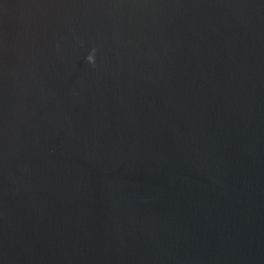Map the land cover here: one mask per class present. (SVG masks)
Wrapping results in <instances>:
<instances>
[{
    "label": "water",
    "instance_id": "1",
    "mask_svg": "<svg viewBox=\"0 0 264 264\" xmlns=\"http://www.w3.org/2000/svg\"><path fill=\"white\" fill-rule=\"evenodd\" d=\"M0 264H264V0H0Z\"/></svg>",
    "mask_w": 264,
    "mask_h": 264
},
{
    "label": "clouds",
    "instance_id": "2",
    "mask_svg": "<svg viewBox=\"0 0 264 264\" xmlns=\"http://www.w3.org/2000/svg\"><path fill=\"white\" fill-rule=\"evenodd\" d=\"M95 50H93L86 58V62L89 64V65H92L94 66L95 65Z\"/></svg>",
    "mask_w": 264,
    "mask_h": 264
}]
</instances>
